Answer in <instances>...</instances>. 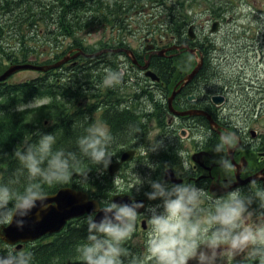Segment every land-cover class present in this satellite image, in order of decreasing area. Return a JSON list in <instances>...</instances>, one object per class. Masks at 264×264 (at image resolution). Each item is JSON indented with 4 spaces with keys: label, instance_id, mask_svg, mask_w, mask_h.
Segmentation results:
<instances>
[{
    "label": "trees",
    "instance_id": "trees-1",
    "mask_svg": "<svg viewBox=\"0 0 264 264\" xmlns=\"http://www.w3.org/2000/svg\"><path fill=\"white\" fill-rule=\"evenodd\" d=\"M152 1L164 11L168 20L165 31L169 35L174 29L171 24L173 5H168L167 0H0V60L13 63L29 62L41 66L54 64L63 59L70 48H84L81 39L76 36L79 31L92 30L96 22L111 28L125 29L126 18L135 10L150 6ZM212 12L215 13L216 10ZM61 36L71 38L69 49L61 53L56 52L53 59H41L42 54L50 52V42ZM119 43L127 45L122 40H119ZM105 48L107 45L104 43L92 50L84 48L86 51L82 49L83 54H78L76 60L43 70L32 79L0 82V98L5 101L4 108L1 109L5 117L4 114L0 115V184H9L15 190L23 192L25 186L33 182L14 153L16 150H23L28 144H35L39 133L54 134V150L63 149L65 152L76 153L80 160L79 166H82L88 165L91 160L80 153L77 137L86 135L90 126L103 120L108 124L113 137L110 149L118 139V136L114 135L116 132L133 129V113L113 106L118 104L117 99L121 98V94L114 88L117 85L99 89L95 94H85V91L90 89L92 78L105 76L109 70L118 69L119 63L112 59L116 52H119L118 49L111 53ZM75 61L77 63L73 64ZM156 64L159 71H187L185 65L179 64L173 68L170 61L150 62L151 66ZM166 79H170V76ZM77 95L81 96L80 100ZM44 96L55 98V102H65V98L72 99L67 104L72 102L75 107L62 109L47 120L49 124L46 123L43 129L34 132L31 138L32 124L21 123L23 116L9 114L8 110L17 102ZM96 110H102L98 120L94 116ZM113 160L115 157L111 158V161ZM76 168H72L70 172ZM97 169L98 167L76 169L74 172L79 171V183L72 181L76 177L53 182L51 186L43 181L39 182L43 184L46 193H53L62 186H70L86 190L91 197L97 196V199L101 200L107 198L111 190L108 185L111 177L107 169L104 168L102 174L98 173ZM86 179H90L93 184L83 183ZM10 181L14 183L10 184ZM87 216L82 215L67 221L59 232L41 236L36 240V244L25 243L22 250L33 253V264H83L78 249L87 242ZM234 264H259V259L252 255Z\"/></svg>",
    "mask_w": 264,
    "mask_h": 264
},
{
    "label": "clouds",
    "instance_id": "clouds-1",
    "mask_svg": "<svg viewBox=\"0 0 264 264\" xmlns=\"http://www.w3.org/2000/svg\"><path fill=\"white\" fill-rule=\"evenodd\" d=\"M122 79L121 70H109L103 85L114 87ZM37 106L35 101H30L17 107L16 111ZM222 140L223 143L217 146L218 152L230 143L227 137ZM112 141L106 124H93L77 143L80 153L94 164L108 168L111 164L108 148ZM55 144L54 134L39 133L35 144L15 151L14 155L33 182L28 183L23 192L9 184H0V240L4 239L3 226L15 224L22 228L29 213L47 199L39 181L46 184L66 181L71 175L70 170L79 166L76 153L54 150ZM159 146L154 144L152 150ZM219 163L226 169L231 168L227 159L222 158ZM143 183L139 179L137 191ZM148 184L151 191L145 193L147 199L161 203L145 207L142 201L130 197L129 202L105 201L103 207L97 206L89 213L87 242L78 249L83 264H124L122 257L128 252L123 244L135 232L137 220L142 215L147 217L149 224L147 253L154 264H189L191 260L197 264H216L223 255V245H227L231 255L250 251L259 259V264H264V221L249 226L242 223L257 214L250 210L255 202L253 197L243 194L241 188H233L210 199L205 189L192 184L161 180H149ZM256 199L260 201V209L264 210V190L258 192ZM206 202L210 204L207 209L203 207ZM98 214H102L99 219ZM259 216L264 217V211ZM8 247L6 255L0 254V264H33L31 251H15L11 245Z\"/></svg>",
    "mask_w": 264,
    "mask_h": 264
},
{
    "label": "rangeland",
    "instance_id": "rangeland-1",
    "mask_svg": "<svg viewBox=\"0 0 264 264\" xmlns=\"http://www.w3.org/2000/svg\"><path fill=\"white\" fill-rule=\"evenodd\" d=\"M175 1L180 2L181 0H167V3L171 5V3ZM150 4L151 7L143 11L144 15H139L138 13L131 15L129 20L130 24L127 25L126 23L125 29H118L116 27L111 28L109 25H102L96 22L92 30H86L85 32L79 31L76 36L81 39L83 47L89 50L95 49L101 45V41L107 40L108 42L113 41L111 44L115 46L121 45L127 47V49H125L126 51L133 49L136 51V54L143 55L144 46L149 42L148 40L145 41V37H148L150 40H162L163 42L167 39L165 30H167L168 20L165 17V13L155 1H152ZM218 8L224 9L225 17L231 15L234 18L231 22L224 23L218 34L211 36L215 40L214 48L218 50L216 53L217 56H228L226 62L223 64L224 75L218 82L219 86L223 87L224 91L229 93L231 99L229 102L233 105H228V107L223 110V113H231L230 121L238 125L239 129L242 131H246L248 127H252L260 132H264V0H185L184 3L185 11H187L188 14H195L194 22H199L208 12L211 16H214L215 13H213L212 10ZM204 9L207 10L202 12L201 10ZM199 11H201V13H199ZM229 30H231L229 34H224ZM203 32H208V27H205L200 35H202ZM119 40H122L127 45L115 42ZM54 42H50V52L48 51V53L42 54V56H40L41 59H53L57 54L56 52L61 53L64 50H68L72 40L69 37L61 36ZM54 44L57 45L53 46ZM158 44L161 45L160 43ZM108 45L110 46V43H108ZM84 48L79 46L77 49L69 51L65 54V61H67V59L72 60L74 57H77L78 54H83L82 49ZM130 53L133 55L131 51ZM124 55V53H118L112 58L116 59L119 63L116 71H124L122 82L117 84L118 88H115L117 89L115 91L124 95L125 98L128 99V102L135 105H126L127 107L125 110L130 111V108H136L139 110V115L136 127L114 134L118 136V139L111 149L109 146L108 151L111 158H116L122 151L134 148L136 150V157H134L128 166L121 167L114 174V177H111V182L108 184L111 186V190L107 196L108 199L102 198L100 200L103 203L109 201V197L114 193L127 192L133 195H145L146 192H150L151 190L148 181L160 179L159 169L155 166V157L161 150H159V147H157L156 150H152L153 145L156 143L161 146L162 141L158 140V136L161 133L159 130L160 122L158 118L154 116L155 110L152 108V105L147 101L149 92L147 91V86H145L147 81L144 80V74L137 68L132 67L127 57ZM12 63L13 62L6 60H0V74ZM38 73L39 72L34 69H20L14 71L1 81L17 82L27 78L32 79L35 78ZM104 78L105 76L92 78L89 84L90 89L85 91V94L91 95L95 94L99 89H105L106 87L103 85ZM138 82L141 85H139ZM141 86L144 87L142 88ZM77 99L80 100L81 96L77 95ZM30 101H35L38 106L29 108L25 111H16L17 107L27 104ZM55 101H57L55 98L51 99L44 96L33 98L29 101L17 102L12 105L8 113L15 116H23L20 119L21 123L29 122L32 124L33 133H30V137L32 138L34 132L43 129V126L48 123V119L53 118L56 114L60 113L62 109H73L75 107L72 102L67 104V102L72 101V99L69 100L65 98V102L62 100L61 102ZM137 104L142 108L137 107ZM4 105L5 101L0 98V115L4 114L1 111ZM144 106L146 108H144ZM124 107L125 106L120 107V109ZM101 113L102 110H96L94 112V116L97 120ZM133 118L135 119L134 116ZM0 121H2L1 117ZM96 124L106 123L103 120ZM106 125L108 126V124ZM178 126L180 127L181 125ZM108 128L110 127L108 126ZM79 139L80 137H77V140ZM69 141L71 142L72 140L70 139ZM90 162L91 163L88 165L84 164L78 166L76 169L83 167L87 170L98 167L97 172L102 174L104 167L96 165L92 161ZM75 170L71 172L70 178H77V173H79V171L74 172ZM76 178L72 181L79 183L78 178ZM139 179L144 183L139 188V191H137L136 188L139 185ZM82 182L93 184L90 179H86V182ZM46 185L51 186L52 183ZM43 189L45 190V188ZM92 198L99 200L97 196ZM156 204L159 203L157 201H151L150 206H155ZM263 220L264 219L259 215H255L251 219L246 220V222L242 221V223L245 226H249L262 222ZM148 233L149 229L144 232L141 230L137 235L130 237V239L124 242V246L128 252L127 256L122 257L125 264H154L153 259L147 253ZM35 242L36 241L29 243L36 244ZM42 242H44V240H42ZM8 246V244L0 240V254H7L9 251ZM12 250H15L14 246H12ZM20 250L22 249L18 251ZM222 251L223 255L217 259L216 264H233L248 255H252L250 251L231 255L227 251V245L222 246ZM189 264H197V261L191 260Z\"/></svg>",
    "mask_w": 264,
    "mask_h": 264
},
{
    "label": "flooded vegetation",
    "instance_id": "flooded-vegetation-1",
    "mask_svg": "<svg viewBox=\"0 0 264 264\" xmlns=\"http://www.w3.org/2000/svg\"><path fill=\"white\" fill-rule=\"evenodd\" d=\"M184 3L185 0L172 2L171 24L174 29L166 36V41L150 40L145 37V41L148 40L149 42L144 46V54H136V51L133 50L135 61L131 54L125 52L124 49H127V47L115 46L111 44L113 41L104 40L101 42L107 45L105 49H111V53L114 49H118L117 54L124 53L131 66L142 71L143 74L142 65L148 61V68L156 75L157 79L145 77L144 80L147 81L145 86H147L149 92L147 101L152 105L155 110L154 116L159 118L158 121L160 122L159 130L161 133L158 140L162 141L161 146H159L161 151L155 157V166L159 169V180L167 183L192 184L205 189L210 198L223 195L233 188H241L243 194L253 197L255 202L251 205L250 210L259 215L261 211H264L260 209V201L256 199L258 192L264 190V132L252 127L242 131L238 125L230 121L231 113H223L228 105H233L229 102L231 101L229 93L225 92L218 82L224 75L223 64L228 56H217L218 50L214 48L215 40L211 37L220 32L224 23L231 22L234 18L231 15L225 17L224 9L218 8L214 16H211L208 12L199 22H194L195 14H188L184 9ZM150 7L146 6L135 10L133 14L144 15L143 11L148 10ZM205 10L207 9L201 11L205 12ZM130 17L131 15L126 18L127 25L130 24ZM213 25L215 27L214 31L212 30ZM205 27H208V32H203L200 35ZM230 31L224 34H229ZM115 42L121 44L119 41ZM108 43H110V46ZM78 47L70 48L69 51ZM185 52L188 54H185ZM76 58L74 57L72 60H76ZM152 60L158 62L170 61L173 68L178 67L182 62H188L186 65L184 63L180 64L181 66H187V71L178 69L159 71L157 64L150 65ZM76 63L77 61L73 64ZM196 67L197 70L193 76L185 81V78ZM167 76H170V79H166ZM171 77H174V79ZM114 88L118 87L115 86ZM177 88L179 90L171 98L172 107L175 111H191V113L177 115L170 111L169 96L172 90H177ZM117 101L119 103L113 105L116 108L125 106L121 108L125 110L126 105L135 106L128 102V99L122 94L120 100L117 99ZM138 104L137 107L142 108ZM144 108L146 107L144 106ZM130 111L135 117L134 127L137 125L139 110L130 108ZM209 116L215 125L211 124ZM224 137H227L230 143L225 144L223 150L218 152L216 150L217 146L223 143L222 138ZM156 144L158 145V143ZM129 149H132L134 154L122 167L128 166L136 157V150L134 148ZM222 158L227 159L230 163V169L220 165L219 162ZM166 170L172 171L173 180L177 181L165 179ZM237 172L239 178L236 176ZM254 174H256L258 180L239 184L225 191V188L233 182ZM126 194L144 200L145 207L150 206L151 201L145 195H133L127 192ZM157 202L161 203L159 200ZM203 207L207 209L210 204L206 202ZM140 211L144 212V209ZM262 218L264 219V217ZM148 229L147 217L142 215L137 220L136 230L132 236L137 235L141 230L144 232Z\"/></svg>",
    "mask_w": 264,
    "mask_h": 264
},
{
    "label": "water",
    "instance_id": "water-1",
    "mask_svg": "<svg viewBox=\"0 0 264 264\" xmlns=\"http://www.w3.org/2000/svg\"><path fill=\"white\" fill-rule=\"evenodd\" d=\"M214 29L215 27L213 25L212 30ZM190 37L192 36L190 35ZM65 58L48 66L35 65L31 63L11 64L3 73L0 74V81L8 77L14 71L20 69H34L37 71H43L48 68L57 67L59 64L63 63L66 60ZM147 66L148 63H145L142 68L145 69L147 68ZM196 70L197 67L194 68L193 71L185 78V81L186 79H190ZM145 74L152 77L153 79L155 78L154 73H152L150 70H147ZM178 90L179 89L174 90L169 97L168 105L170 111L177 115H186L188 113H191V111H175L172 107L171 98ZM208 118L210 119L211 124L215 125L212 118L210 116ZM133 154V150L124 151L121 154L118 162H111L110 166L108 167L109 173H114L118 169L119 165L122 162L131 159ZM238 175L239 173L237 172V178H239ZM173 178L174 177L172 171H166L165 179L173 180ZM255 179H258L256 174L248 176L245 179H239L238 181H235L231 185H229V187L225 188V191L231 189L236 185L244 184ZM173 181L175 182L177 180L174 179ZM130 197L131 196L126 194H116L111 197V200H114L115 202H129ZM136 200L142 201L144 203V200ZM44 205L47 206L45 207ZM97 206H99V202L93 198H89L87 192L72 188L70 186L60 187L57 191L47 194V199L43 202V205L40 203L37 204L36 208H34L25 218L24 226L22 228H18L15 224H12L10 226H3L4 239L1 241L8 245H15L16 249H20L23 243L34 241L43 235L60 231L68 220L79 217L83 214H89L93 212L97 208ZM100 215L102 214L97 215V219H99Z\"/></svg>",
    "mask_w": 264,
    "mask_h": 264
},
{
    "label": "bare ground",
    "instance_id": "bare-ground-1",
    "mask_svg": "<svg viewBox=\"0 0 264 264\" xmlns=\"http://www.w3.org/2000/svg\"><path fill=\"white\" fill-rule=\"evenodd\" d=\"M258 180V179H257Z\"/></svg>",
    "mask_w": 264,
    "mask_h": 264
}]
</instances>
